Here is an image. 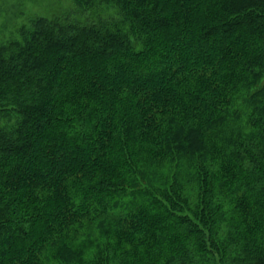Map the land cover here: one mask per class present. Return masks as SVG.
I'll list each match as a JSON object with an SVG mask.
<instances>
[{
    "label": "trees",
    "instance_id": "trees-1",
    "mask_svg": "<svg viewBox=\"0 0 264 264\" xmlns=\"http://www.w3.org/2000/svg\"><path fill=\"white\" fill-rule=\"evenodd\" d=\"M0 46V264H264V0H69Z\"/></svg>",
    "mask_w": 264,
    "mask_h": 264
},
{
    "label": "rangeland",
    "instance_id": "rangeland-1",
    "mask_svg": "<svg viewBox=\"0 0 264 264\" xmlns=\"http://www.w3.org/2000/svg\"><path fill=\"white\" fill-rule=\"evenodd\" d=\"M66 12L69 21L86 23L87 15L77 13L69 0H0V46L17 38L18 28L31 17H57Z\"/></svg>",
    "mask_w": 264,
    "mask_h": 264
}]
</instances>
